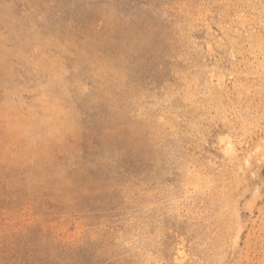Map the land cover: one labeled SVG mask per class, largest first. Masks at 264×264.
<instances>
[{"label": "rangeland", "instance_id": "rangeland-1", "mask_svg": "<svg viewBox=\"0 0 264 264\" xmlns=\"http://www.w3.org/2000/svg\"><path fill=\"white\" fill-rule=\"evenodd\" d=\"M0 264H264V0H0Z\"/></svg>", "mask_w": 264, "mask_h": 264}, {"label": "bare ground", "instance_id": "bare-ground-1", "mask_svg": "<svg viewBox=\"0 0 264 264\" xmlns=\"http://www.w3.org/2000/svg\"><path fill=\"white\" fill-rule=\"evenodd\" d=\"M250 164V161H247V165H249Z\"/></svg>", "mask_w": 264, "mask_h": 264}]
</instances>
